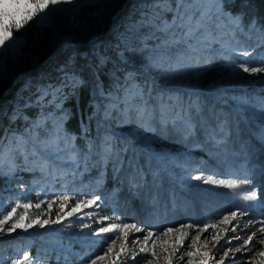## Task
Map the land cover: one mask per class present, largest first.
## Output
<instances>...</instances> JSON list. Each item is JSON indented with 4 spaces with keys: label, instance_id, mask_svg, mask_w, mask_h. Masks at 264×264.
<instances>
[{
    "label": "rangeland",
    "instance_id": "obj_1",
    "mask_svg": "<svg viewBox=\"0 0 264 264\" xmlns=\"http://www.w3.org/2000/svg\"><path fill=\"white\" fill-rule=\"evenodd\" d=\"M135 3L138 1L81 0L76 5H62L60 7L65 10L51 14L43 23L33 20L21 30H14L13 36L19 37L18 45L0 54V115L6 117L9 124L19 118L30 121V125L25 126L21 131L15 124L6 127L0 135V140L3 141L2 147L7 148L9 140L14 137L23 136L28 141L23 146L25 152L29 151L32 156L31 153L35 151L37 156L48 164L47 171L42 172L34 166L37 157L33 156L31 166H20L15 162V171L9 173L7 156L0 159V167L4 170L0 178V204L7 207L18 199L35 202L38 198L47 199L61 194H68L73 198L93 195L102 197L98 202L99 207L84 209L80 213L82 219L73 216L61 224L45 226L43 229L36 227L28 232L18 229L14 233L5 235L0 239V264H10L12 260L22 258L25 252L30 253L33 264L35 261H40V264H88L90 259L102 255L107 248L106 240L111 234L92 235L93 231L108 223L102 221L103 216L118 215L123 222L136 223L142 228L159 233L166 228H175L181 224L210 225L229 211L237 209L247 211L248 215H238L227 225L217 223L215 229L210 228L209 232L201 234L202 238L208 236L210 232L220 237L218 245L213 241L206 246L207 250L214 253L215 259L219 260L222 258L224 248L228 247L224 242L226 237L236 234L230 230L231 228H237L243 237L246 231L255 230V228H245L249 219L264 220V111H262L264 73H244L238 67L242 63L259 66L260 61L264 59V40L251 39L254 42L250 46L246 43L234 42L223 29L225 26L233 25L229 17L222 18L218 27V40L223 41V46L215 50L212 48L215 43L211 38L212 35L200 36L201 40L207 37V47L194 59L175 65L178 71H173L165 64L164 68L168 69L170 74L162 75L159 69L146 71L144 67L146 60L141 63L137 61L130 63L131 67L141 65L140 68L148 78L146 81L161 84L174 94L170 98L174 107L164 114L165 117L177 125L180 120L172 114V111H179L182 116L192 112L196 114L195 124L190 125L193 129L191 134H186L184 130V137L187 138L184 140L185 144L165 146L169 154L162 157L160 170L157 173L149 175L145 171H137V175L133 173L129 177H124L121 171L115 173L114 164L112 179L103 178L97 183L101 176L98 175L86 181L88 179L85 177V172L89 166L85 169L82 163L78 168H74L65 158L66 154L57 152L53 148H45V145L56 137L57 132L62 138L63 131L60 124L54 121L53 126L48 127L46 121H51L52 117L46 116L42 111L35 119L30 120L25 109L44 104L46 96L43 95L44 90L53 94V89L60 87L50 88V84L39 86L36 97L24 95L23 91L29 85L38 84L36 78L46 74L49 61L57 54L60 47H65L68 43L74 45L79 42L103 41L101 36L107 32H110L118 42L124 43L128 35L117 21L126 12L132 15H144L137 9L132 10ZM141 3H146L147 8L151 3L167 6L169 0H142ZM177 7L178 0L174 9L175 15ZM180 12L185 16V22L188 19L195 20L192 22L195 25L197 22L202 24L206 19H210L211 13L216 15L218 10L215 0H207L205 5H202L200 0H185V6L180 8ZM173 18L171 22L165 23L172 24ZM31 27L35 29V33L32 35V42L29 43L27 35L30 34ZM173 33L176 40L181 39L182 30L178 29L170 32L166 41L172 40ZM155 42L153 48L155 56L163 55L164 49L158 46L165 41ZM181 43L184 45L177 49L175 55L186 49V43ZM146 45L151 46L148 43ZM241 50L252 51L253 54L243 57L238 55ZM175 55L173 54L174 57ZM222 55L224 61L228 63L234 62L235 56L241 57L243 62L236 65L226 62L217 63L218 56ZM34 72L37 74L36 78L31 76ZM66 75L71 77L68 73L63 74L64 77ZM248 87L250 91H246V94L245 90ZM130 88H134V85L129 86L125 91L128 102L133 96L128 94ZM168 94L164 93L166 101ZM55 99L53 95L51 102ZM190 101L198 102V109L190 107ZM210 104L215 114L217 113L214 119L200 118L199 115ZM114 105L117 106L118 103L115 101L105 103L104 112L107 110L111 115ZM156 107L161 113L158 101ZM127 109L125 105L124 112H127ZM236 111L243 117H237ZM37 122L40 123V127H34ZM39 131H43L44 134ZM109 133H106L105 137L113 139L115 132L112 128L109 129ZM33 135L37 138L35 144L29 139ZM212 135L215 139L211 138ZM133 137L143 144L154 141L159 143L163 140L162 136L140 131H134ZM189 137L196 143L189 141ZM18 155L25 157L16 153L15 158ZM96 161L90 160L88 165L91 162L94 165ZM73 172H76V175H73ZM28 173L32 175L31 179L27 178ZM200 173L218 179L247 178L250 183L238 184L235 188L205 185L201 181L192 179ZM21 185L24 186L23 189ZM252 189L258 193L257 200H245L244 196ZM73 202L74 200L69 202V208ZM58 209L59 203H54L51 218H55ZM29 211L30 215L36 212L35 209ZM88 211L93 213L91 217L85 215ZM81 224H86L88 227L82 228ZM225 228L228 229L227 233ZM182 231L189 233V238L184 240L183 246L175 243L176 233L156 241L158 264H165L164 256L172 252L173 248L179 249L173 256V264H186L188 258L185 257L184 261H181L179 256L187 250L191 236L195 235V232L192 229ZM134 235L142 236L143 233H134ZM129 239H132L131 235ZM36 242L39 244L36 245ZM136 247L138 250L139 246ZM257 251H264V246L237 253L234 258H226L225 264H248L249 256ZM192 259L198 262L200 257L193 256ZM143 260L144 254H140L136 256L135 264H143ZM259 260L258 257L257 264ZM96 264H109V257L97 260ZM127 264H133V261L128 260ZM208 264H213L211 257Z\"/></svg>",
    "mask_w": 264,
    "mask_h": 264
},
{
    "label": "trees",
    "instance_id": "obj_2",
    "mask_svg": "<svg viewBox=\"0 0 264 264\" xmlns=\"http://www.w3.org/2000/svg\"><path fill=\"white\" fill-rule=\"evenodd\" d=\"M137 1L138 3L134 4L132 10L137 9L143 12L144 15H132L126 12L117 21V24L123 27L128 35L124 43L115 40L110 32L101 36L103 41L79 42L74 45L68 43L65 47H60L56 52L57 54L49 61V65L46 67L47 72L42 75L43 77L36 78L37 74L32 73L31 76L36 78L38 84L29 85L23 91L24 95L36 97L38 96L39 91L37 89L39 86L50 84V88L61 87L65 80L63 74L66 73L83 81V84L75 93L72 92L70 87H64L62 92L68 95L63 99L57 97L51 102L53 94L48 93L44 98V104L26 108L25 111L30 120L35 119L41 111L46 116L50 115L52 117L51 121H46V125L52 127V123L57 121L63 131L62 138L59 141L60 147L64 148L63 137L66 136L75 142L76 148L84 155L87 154L86 141H96L99 144L106 133L110 134V128L114 130L115 133L113 139H111L114 145V157L107 162L106 166H98L99 168L94 167L91 162L85 172V177L88 179L86 181L101 175V173H103L105 179H112L114 176L112 166L114 164L115 173L121 171L124 177H129L133 173L136 174L137 171H145L149 175L157 173L160 170L162 157L169 154L165 146L173 145L174 147L177 144H185L184 140L187 139L184 137L185 123L193 125L196 122L194 112L182 116L179 111H172V114L180 120V126L162 115L156 107L158 98H164V93H169L167 101L169 105H172L170 98L174 94L171 93L170 89L162 87L161 84L146 81L148 78L140 68L141 65L137 67L130 66V63L134 61L141 63L147 57L155 56L153 52L155 41H166L170 32L178 30L172 28L167 35L158 30L164 26L165 22L172 21L177 0H169L170 6H157L151 3L148 8L146 3H141L142 0ZM206 2L207 0H200L202 5H205ZM220 3L222 9L216 15L211 13V18L202 23L203 27L198 34L199 37L212 35L211 38L215 40L212 45L213 49L216 50L223 46V41L218 40V27L222 18L229 17V14L238 17L240 21L239 27L234 24L230 27H223L226 34L234 42L246 43L250 46L254 42L251 39L261 38L264 40V0H220ZM192 22H195V20ZM29 32L27 38L28 42L31 43L35 29L31 27ZM146 43L151 46L146 45ZM183 45L182 43L173 45L167 50V55L174 57L173 54L175 55L178 52L177 49L183 47ZM233 61L231 63L224 61L223 55L218 56L217 59V63L226 62L234 65L242 63L243 59L235 56ZM130 73L132 78L128 79ZM19 78L20 76H18ZM132 85H134V88H130L128 94H133V96L128 102L125 91ZM20 86L18 85V87ZM138 89L146 90L147 105L144 106L146 107V113L144 114L135 110L128 111L131 106L141 105L142 103L135 95ZM246 91H250V87L246 88ZM147 93L151 95L149 96ZM111 101L117 102L118 105L112 107V114L106 118L104 104ZM125 105L128 109L126 115L122 116L121 113L124 112L123 107ZM213 110L210 104L199 117L204 120H213L217 114ZM245 114H248V112H245ZM235 115L243 117L238 111ZM14 124L19 126L18 130L21 131L25 126L30 125V121L19 118L9 124L6 117L0 115V135L6 127ZM134 131L156 134L159 137L162 136L163 140L159 143L154 141L143 144L133 137ZM39 132L44 134L43 131ZM189 141H192L193 144L196 143L191 137H189ZM26 153L28 162L26 163L25 157L18 155L15 158L18 165L31 166L34 157L30 156L29 151ZM61 153L68 156L66 149ZM97 159L98 157L94 156L91 161ZM3 174L4 170L0 167V178ZM27 178L31 179L32 175L28 173ZM35 244L39 243L36 242Z\"/></svg>",
    "mask_w": 264,
    "mask_h": 264
},
{
    "label": "snow or ice",
    "instance_id": "obj_3",
    "mask_svg": "<svg viewBox=\"0 0 264 264\" xmlns=\"http://www.w3.org/2000/svg\"><path fill=\"white\" fill-rule=\"evenodd\" d=\"M81 0H0V54H4L8 49L14 48L18 45L19 37L13 36V31H19L28 25L30 22L35 20L37 23H43L47 18L58 11H63L60 6L62 5H76L80 3ZM217 10L222 9V4L220 0H215ZM185 6V0H178V7L176 9V15L173 18L172 24L165 23L164 26L158 30L163 31L165 35L172 28H177L182 30V37L180 40L175 39V33L171 41H165L159 48L165 50L163 55L160 56H149L146 58V63L144 64L146 71L161 70L162 75H169L168 69L164 68L167 64L169 68L173 71H178L175 69V65L181 64L184 61L194 59L196 55L200 54L205 47H207V37L201 40L199 33L202 24L197 22L193 25L191 19L185 22V16L181 14L180 8ZM229 20L236 26H239V19L236 16L229 14ZM186 43L187 47L184 51L175 55V57L167 55V50L173 46V44ZM253 54L252 51L241 50L238 55L243 57H248ZM239 69L244 73H264V59L260 61L259 66H250L248 63H242ZM132 78L130 73L128 79ZM83 84L76 76H65L64 82L61 84L60 88L53 89L54 98L63 99L66 95L62 92L64 87H70L72 92L78 91L79 87ZM51 87V86H50ZM48 90H44L43 95H47ZM135 95L142 102L141 105H133L128 111L135 110L138 113H146L147 100L145 99L146 90L138 89ZM147 95H151L147 93ZM42 99V97H41ZM158 103L161 109V114L164 115L170 108L174 107L169 105L168 101L164 100L163 97L158 98ZM190 107L198 109V102L190 101ZM264 111V108H262ZM106 118L110 115V112L106 110ZM121 115H126V112H122ZM40 123L34 124V127H40ZM186 134H191L193 131L190 124L185 123L184 125ZM87 129L85 128V131ZM215 139V136H211ZM34 144L36 142V137L30 136L29 138ZM61 137L59 132H57L56 137L49 141L45 148H53L57 152L68 151L67 161L74 168H78L81 162L84 163L85 169H87L88 161L92 157H98L96 164L93 166H106L107 162L112 159L115 155L114 145L110 137H104L99 144L96 141H86L87 144V154L84 155L76 148L75 142L68 138L63 137L64 148L59 145ZM222 142V141H221ZM28 141L20 137H14L9 140L7 148H3V141L0 140V159L4 156L8 158V170L9 173L14 172L16 169L15 165V154L19 153L25 156L26 163L27 153L25 152L24 145ZM32 156L37 157L34 162V166L38 167L42 172H46L48 164L37 156V153L33 151ZM67 174V173H65ZM76 175V172L72 173ZM104 175L101 173L100 179L97 183L103 180ZM192 179L201 181L205 185H219L227 188H235L238 184H248L250 181L245 178L242 180L236 179H218L211 175L204 176L203 173L197 174L192 177ZM23 185L21 188L23 189ZM258 193L255 189L248 191L244 196L247 201H256ZM102 197L100 195H93L91 197L77 196L73 198L68 194H61L58 196H53L47 199H37L33 201H22L16 200L10 206H3L0 204V239H3L5 235L16 232L18 229L24 232H28L36 227L43 229L45 226L61 224L63 221L68 220L75 216L77 219H82L80 213L84 209H91L94 206L99 207V201ZM72 206L69 208V202L73 201ZM59 203V209L56 213L55 218H51V211L54 203ZM30 209H35L34 215H30ZM85 215L91 217L93 213L88 211ZM248 215L247 211L237 209L235 211H229L224 214L218 221L209 224L194 225V224H181L178 227L166 228L162 232L154 233L151 229L142 228L136 223H127L121 220L118 215L113 216H103L101 219L104 222L101 227L92 232L94 236H100L101 234H111L108 236L106 243L107 248L103 251L102 255L96 256L88 261V264H96L97 260H103L105 257H109V264H127L128 260H132L135 264L136 256L144 254L143 264H158L157 253L155 251L156 241L161 237H167L169 234L176 233L175 243L179 246H183L184 240L189 238V233L182 231L183 229H192L195 235L191 236L190 242L187 246V250L183 251L179 259L184 261L187 257L186 264H208V260L211 257L213 264H225L226 258H234L237 253H243L245 251H250L252 248L264 246V220L249 219L245 225V228H255L254 231H246L245 235L242 237L239 234L237 228H231L230 230L235 235L231 237H226L225 244L228 247L224 248L222 252V258L216 260L214 253H211L206 249L208 243L215 241L218 245L220 243V237L216 233H209L208 236L202 238V233L209 232V229H215L218 224L227 225L234 221L236 217ZM119 221V222H112ZM81 227H88L86 224H81ZM228 229L225 228V233ZM143 233L142 236H135L134 233ZM130 235L132 239H129ZM259 236V238H257ZM246 237V238H245ZM199 243L198 242H201ZM119 242V248L117 249V243ZM138 250H137V247ZM163 247V245H161ZM204 249V250H201ZM178 248H173L172 252L164 256L165 264H173V256L176 255ZM111 254V255H110ZM193 256H199V261H194ZM260 258L259 264H264V251L253 252L248 259V264H257V258ZM10 264H33L32 259H30V253L25 252L22 258L14 259ZM35 264H40V261H35Z\"/></svg>",
    "mask_w": 264,
    "mask_h": 264
}]
</instances>
